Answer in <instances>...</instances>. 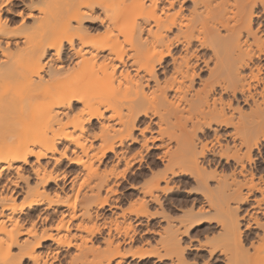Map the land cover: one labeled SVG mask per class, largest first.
Listing matches in <instances>:
<instances>
[{"label": "bare ground", "instance_id": "1", "mask_svg": "<svg viewBox=\"0 0 264 264\" xmlns=\"http://www.w3.org/2000/svg\"><path fill=\"white\" fill-rule=\"evenodd\" d=\"M94 19L102 29L89 34ZM262 24L264 0L0 8V264H119L115 238L131 242V219L159 215L180 177L202 199L186 218L219 225L197 248L264 264V171L249 165L264 144ZM104 207L112 217L97 223ZM177 230L164 256L182 264Z\"/></svg>", "mask_w": 264, "mask_h": 264}, {"label": "rangeland", "instance_id": "2", "mask_svg": "<svg viewBox=\"0 0 264 264\" xmlns=\"http://www.w3.org/2000/svg\"><path fill=\"white\" fill-rule=\"evenodd\" d=\"M98 10L96 9V15L99 13V11L97 12ZM83 25L85 26V28H86V30H87V32L90 34H95L96 32H99V31H101V25H100V23H99V21L97 20V19H94L93 21L92 20H85V21H83ZM263 25V24H262ZM264 26V25H263ZM197 72H199L198 73V75H199V77H201V76H204L205 75V72H203V71H197ZM264 72V71H263ZM239 105H241L240 107H242L243 109H246V105L245 104H243L242 102H240V104ZM245 105V106H244ZM223 129V130H222ZM218 130V134H219V131H220V133L221 134H219L220 136V138H221V142L223 143V142H225L227 139H228V136H226V134H225V132H223L224 131V128H220V129H217ZM213 133V131H212V128H210V129H205V134H207L209 137V139H211V134ZM200 134V133H199ZM198 134V136H199V139L200 140H202L203 138V136L200 134L199 135ZM224 136V137H223ZM207 137H205L203 140H209V139H206ZM219 138V139H220ZM202 140V141H203ZM264 144H262V150L259 152V154L258 155H254L255 154V151L253 152L254 154L251 156L252 158H251V161L249 162V165L250 166H254L255 167V165L259 168L260 167V169L262 168L263 170L262 171H264V146H263ZM209 157V156H208ZM150 156H148L147 157V159H149L150 160ZM252 159H253V161H252ZM257 159V160H256ZM231 163V162H230ZM257 163V164H256ZM213 169V168H212ZM227 171L229 172V170L227 169ZM262 173V175L264 176V172H261ZM180 179H181V181L184 179L185 180V182H186V184L185 183H183V182H181V183H179V190H176V191H174V192H172V194H170V195H168L169 197H168V203L165 201L164 202V204H163V206H161V207H163V208H161V210H159L160 209V207L158 206V205H156L155 206V204H153V203H150L151 205H150V207H152L151 208V211H154L156 208L158 209V211H159V215H156V214H154L151 218H148V220L147 219H144L143 221H142V223H140V224H136V223H134L133 222V219H131V222H132V224H131V226H127L128 227V229L130 230H128V233H132V235L134 236V238H133V240L131 241V242H125L124 244H123V242L122 241H120V239H122V237L121 236H118V237H116L115 239V241H114V243L116 244L117 242H119L120 243V247H119V250H120V253L123 255V258H121L122 259V261H120V263L119 264H125L126 262V264H174V261H172L169 257H167V256H164V251H165V249H164V241L166 240H164V234H166L168 231H166V229L167 230H169L170 228H177L178 227V234H177V237H178V239H179V241H180V245L181 246H183L182 248H183V252H182V254L184 255L182 258L184 259V261L185 262H182V264L184 263V264H186V262H187V264H189V262H190V264H205V263H208V264H223L222 263V257H220L219 255H218V253H216L215 255H214V257H213V255L212 256H209V254L207 253V251L204 249V248H197L198 246H200L202 243L203 244H205L208 240L206 239V238H209L210 239V237L212 236V233H216V231H218V229H219V225H218V223H217V218L215 219V218H211V219H208L209 217V215H207V218L205 217V218H202V219H198V220H196L195 218H194V216H193V218H192V221L194 222H191V218H190V216L188 217V218H186L187 216H188V214L189 213H186L187 212V210H188V212H190L191 210L190 209H194V211L196 212L197 211V207L199 206V204L202 202V199H201V195H199V192L197 191V190H194V189H192V188H194V184L192 183V182H189V180L188 179H185V177H180ZM183 180V181H184ZM214 181L213 180H210V182L209 183H211V187L213 186V183ZM184 184L186 185L185 187H184ZM189 185H190V187H189ZM186 189V190H185ZM190 189V190H189ZM192 189V190H191ZM122 191V190H121ZM128 193V192H127ZM171 197V198H170ZM187 197V198H186ZM196 197V198H195ZM251 197V196H250ZM249 197V199L251 200V198ZM174 200H173V199ZM186 198V199H185ZM163 199H164V196H163ZM174 201H172V200ZM172 201V202H171ZM178 201V203L180 202V206H178V205H175V202H177ZM186 201V202H185ZM193 201V202H192ZM195 201V202H194ZM187 202L189 203V204H187ZM192 202V203H191ZM174 203V204H173ZM186 203V204H185ZM166 204V205H165ZM184 204V205H183ZM190 204H194V206L193 205H190ZM156 207L155 209H154V206ZM196 205V206H195ZM177 206V207H176ZM123 207H125V202H124V204H123ZM181 207V208H180ZM184 209H183V208ZM193 207V208H192ZM106 207H104L103 209H100V210H98V214H99V216L96 218V222L98 221H102L103 219H104V217L106 218V220H108L110 217H112L111 216V213L108 211V210H106L105 209ZM187 208H189V209H187ZM153 209V210H152ZM162 209H164V210H162ZM100 211V212H99ZM162 211V212H161ZM186 211V212H185ZM194 211H192L193 213H195ZM243 211L244 210H239V212H238V214H242L243 213ZM103 214H102V213ZM109 212V213H108ZM117 212H118V210H117ZM183 212H185L187 215L185 216V214L183 213ZM166 213V214H165ZM164 214L165 215H167L168 216V214L170 215V216H168L170 219H171V221H170V219H168V217H167V219H166V217H164ZM180 215V216H179ZM189 215H192V214H189ZM103 217V219H102V217ZM179 216V217H178ZM182 216H185V217H182ZM108 217V218H107ZM181 217H182V219H184V220H182L181 219ZM259 217L261 218V220L263 219V217L261 216V215H259ZM118 218L119 217H117V223L119 224L122 220L120 219L119 221H118ZM177 218V219H176ZM180 218V219H179ZM186 218V219H185ZM128 220L127 221H129V217L127 218ZM173 219H175V220H173ZM193 219H195L196 221H194ZM208 221H207V220ZM213 219H215V220H213ZM179 220H182L183 221V223H184V225H183V223L180 221L179 222ZM185 220H187V221H185ZM167 221H168V223H167ZM215 221H216V223H215ZM97 222V223H98ZM173 222V223H172ZM177 222V223H176ZM92 223V222H91ZM179 223H181V224H179ZM167 224H169V226L167 225ZM171 224H172V226H174V227H172L171 226ZM186 224V225H185ZM188 224V225H187ZM192 224V225H191ZM242 223H240V225H241ZM87 225H91L90 224V222L89 223H87ZM121 225H122V223H121ZM120 225V226H121ZM125 225V224H124ZM135 225V226H134ZM139 225V226H138ZM147 228H146V227ZM168 226V227H167ZM177 226V227H176ZM184 226H186V227H184ZM114 225L112 226V228H113V232H114ZM123 227V226H122ZM186 229H184V228ZM181 228H183V230L181 229ZM181 229V230H180ZM217 229V230H216ZM166 232H165V231ZM214 230V231H213ZM134 231V232H133ZM148 231V232H147ZM183 231H186V232H183ZM253 231H255V230H252L251 232H253ZM209 232V233H208ZM181 233V234H180ZM207 233V234H206ZM168 234V233H167ZM166 236V235H165ZM168 236V235H167ZM206 236V237H205ZM214 236V235H213ZM99 237H96V240H99L98 239ZM211 239H212V237H211ZM135 242V243H134ZM47 243V242H46ZM45 243V244H46ZM198 243V244H197ZM199 243H200V245H199ZM202 244V245H203ZM129 245V246H128ZM131 245V246H130ZM133 245V246H132ZM198 245V246H197ZM194 246H196V247H194ZM102 247L104 248L105 246L104 245H102L101 246V249H102ZM130 247V248H129ZM200 247H202V246H200ZM129 249V250H128ZM135 252V254H134V252ZM136 251H140L139 253H137ZM143 251V252H142ZM148 251V252H147ZM63 253H64V251H62ZM131 252V253H130ZM133 252V253H132ZM145 252V253H144ZM150 252V253H149ZM62 253V254H63ZM142 253H143V255L144 256H141L142 255ZM163 253V254H162ZM131 254L132 255H135V256H133V257H131ZM137 254V255H136ZM149 254V255H148ZM159 254H162V256H160ZM148 255V256H147ZM139 256H141V257H139ZM159 256H160V258H159ZM164 256V257H163ZM207 257H209V258H207ZM216 257V258H215ZM125 258V259H124ZM132 258V259H131ZM139 258V259H138ZM168 258V259H167ZM213 258V259H212ZM215 258V259H214ZM118 259V258H117ZM204 259H206V260H204ZM221 259V260H220ZM115 260V259H114ZM116 261V260H115ZM183 261V260H182ZM113 263H115L114 261H112ZM111 262V263H112ZM132 262H134V263H132ZM112 263V264H113ZM177 264H181V262L180 261H178V263Z\"/></svg>", "mask_w": 264, "mask_h": 264}, {"label": "snow or ice", "instance_id": "3", "mask_svg": "<svg viewBox=\"0 0 264 264\" xmlns=\"http://www.w3.org/2000/svg\"><path fill=\"white\" fill-rule=\"evenodd\" d=\"M9 3V0H5V3H0V8H5L6 4ZM10 10V9H9ZM19 15H23V13H20Z\"/></svg>", "mask_w": 264, "mask_h": 264}]
</instances>
